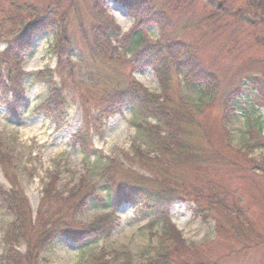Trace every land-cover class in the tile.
I'll return each mask as SVG.
<instances>
[{
	"label": "trees",
	"instance_id": "trees-1",
	"mask_svg": "<svg viewBox=\"0 0 264 264\" xmlns=\"http://www.w3.org/2000/svg\"><path fill=\"white\" fill-rule=\"evenodd\" d=\"M23 1L28 4L22 5ZM116 1L134 18L127 33L101 4L91 7L93 19L87 28L79 11L81 0H70L64 12L52 0L42 6L32 0H0V105L7 106L8 117L25 120L26 88L38 82L48 85L49 94L32 113L58 123L60 110L65 108L63 92L72 87L79 95L83 126L72 135L71 143L87 157H100L93 138L103 136V118L117 109L128 107L139 116L142 121L136 126L148 140L146 149L136 143L130 152L105 156L98 181L83 174L78 183L60 190L59 177L50 173L37 210L19 183L14 157L1 149L0 164L11 186L0 182V208L11 221L4 231L6 250L0 264H43V253L58 238L78 245L107 238L118 224L119 207L128 203L135 207L137 219L148 220L145 227L158 239L144 264H218L264 243L238 191L222 181L237 170H248L255 180L264 178L262 118L256 128L249 126L242 144L234 143L229 125L237 112L264 108V57L243 59L235 68L219 73L214 63L201 57L204 39L193 35L192 26L178 30L179 19H173L171 11L155 7L150 0ZM2 2L8 8L2 7ZM216 2L215 12L203 16L205 24L209 19L228 20L224 29L236 24L237 30L246 19L254 29L248 37L264 50V0ZM76 24L82 48L71 32ZM152 25L160 30L153 40L148 31ZM214 26L210 28L218 36ZM43 32L55 34L56 69L20 70L25 55L34 49V37ZM129 67L151 69L160 91L143 86L132 77ZM215 101L222 104V127L229 137L224 149L216 147L202 120L206 105ZM257 150L262 151L260 157H256ZM137 167L162 177L164 185L152 186ZM101 191L106 193L108 211L84 220L83 213L96 198L101 199ZM184 197L196 204V215L204 222L212 219L218 233L223 231L240 242L239 249L213 257L209 245H187L170 216L172 204ZM154 225L162 227L160 234L154 232ZM130 254L103 248L87 264H132Z\"/></svg>",
	"mask_w": 264,
	"mask_h": 264
},
{
	"label": "rangeland",
	"instance_id": "rangeland-1",
	"mask_svg": "<svg viewBox=\"0 0 264 264\" xmlns=\"http://www.w3.org/2000/svg\"><path fill=\"white\" fill-rule=\"evenodd\" d=\"M39 6L48 4L50 0H32ZM157 8H164L168 13L171 11L173 19L178 21V30H184L185 26L191 28L192 33L199 39H204L200 45V53L203 60L215 64L217 72L229 71L243 59L256 58L262 60L264 50L255 46L254 40H250L249 34L254 29L247 25V20L240 23L236 29V24L229 25L227 30L224 25L228 20L209 19L207 23L203 21V16L210 12H215L217 0H150ZM58 5L60 11L70 6V0H52ZM22 5L28 4L21 2ZM102 6H101V5ZM99 5L105 6L121 25L123 31H128L134 21L128 14V10L119 2L113 0H81L80 15L85 17L87 28L93 19V9L91 7ZM176 6V9L173 7ZM2 7L8 8V4L1 3ZM54 8H57L54 6ZM218 23V24H217ZM211 26H214L218 36H215ZM221 25L223 28H218ZM181 28V29H180ZM71 32L77 44L82 48V38L79 26H72ZM150 37L157 39L160 30L156 26L149 28ZM233 33V34H231ZM229 36L227 39L226 37ZM34 49L32 53L25 55V60L19 66L20 70L34 72L49 67L56 69L58 57L54 53L55 34L53 32H43L36 34L33 40ZM3 49L2 47H0ZM222 49L219 51V49ZM78 58V57H77ZM260 67H262L260 65ZM132 77L142 83L151 91L159 92L160 85L156 74L151 69L142 72L129 67ZM59 80V77H56ZM242 77V81H244ZM27 105L23 110L27 117L25 120L10 118L7 113V106L0 105V151H4L14 157L16 163L19 183L24 189L28 199L31 201L34 210H37L43 192L44 183L49 180L50 173L59 177L58 188L65 190L75 183H78L84 175L90 176L94 181L100 178L101 168L106 161V157H115L123 151L130 152L131 147L138 143L144 149L147 148L148 140L143 130L136 126L142 120L128 108L117 109L109 117H104V124L101 127L103 136L95 135L93 142L98 150L99 158L95 154L87 157L78 146L71 143V137L83 126V110L77 91L70 87L63 92L65 108L58 118V123L51 119H46L42 115H33L32 110L41 105L49 94V87L46 84L35 82L26 88ZM22 111V113H23ZM222 104L219 101L206 105L203 112V124L210 132L216 147L224 149L226 140L229 138L222 127ZM261 117L264 123V108L252 112L246 110L244 113L237 112L233 115L231 126V137L235 144H242L247 137L249 126L257 127V120ZM22 121V122H21ZM264 130V129H263ZM3 145V146H2ZM2 149V150H1ZM262 151L257 150L256 157H260ZM139 169L149 180V184L154 187H162L163 178ZM227 171L222 170L225 174ZM16 173V170H15ZM190 176L194 172H188ZM223 184L230 186L231 190L238 191L245 204L253 223L254 230L264 238V178L258 180L250 178L249 171L237 170L230 173L228 177L222 179ZM0 182L10 187L4 175V170L0 164ZM99 197L91 203L82 215L84 220H93L95 216L108 211L106 204V193L99 192ZM135 207L131 204H123L118 209V224L114 232L106 237H97L86 242L84 245L74 244L66 239L58 238L53 245L48 247L44 254L43 264H87L90 258L101 249L107 251L130 252L132 264H144L147 256L151 255L152 249L157 247V236H150L145 225L147 219L135 216ZM175 225L182 232L186 244L209 245L211 255L217 257L223 251H234L239 249L240 242L237 243L231 235H226L223 231L216 230L215 222L211 219L204 222L203 218L196 215V204L190 199L182 198L172 204L170 211ZM11 217L0 208V261L1 255L6 250L4 245V231L8 227ZM154 232L160 234L162 227L154 225ZM221 233V234H220ZM220 235H222L220 237ZM226 236V237H224ZM25 251V246L21 247ZM187 251V250H186ZM113 259V255L109 256ZM124 257L121 255L120 260ZM218 264H264V243L260 246L251 247L248 251H240L238 255L232 254L229 258L222 260Z\"/></svg>",
	"mask_w": 264,
	"mask_h": 264
}]
</instances>
